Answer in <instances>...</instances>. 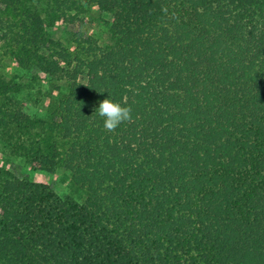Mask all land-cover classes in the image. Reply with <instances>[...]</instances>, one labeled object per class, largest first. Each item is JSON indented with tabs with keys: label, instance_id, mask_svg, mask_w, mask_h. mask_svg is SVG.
Listing matches in <instances>:
<instances>
[{
	"label": "trees",
	"instance_id": "obj_1",
	"mask_svg": "<svg viewBox=\"0 0 264 264\" xmlns=\"http://www.w3.org/2000/svg\"><path fill=\"white\" fill-rule=\"evenodd\" d=\"M3 58L49 89L0 73L1 147L80 195L0 164V264H264V0H0Z\"/></svg>",
	"mask_w": 264,
	"mask_h": 264
},
{
	"label": "rangeland",
	"instance_id": "obj_2",
	"mask_svg": "<svg viewBox=\"0 0 264 264\" xmlns=\"http://www.w3.org/2000/svg\"><path fill=\"white\" fill-rule=\"evenodd\" d=\"M109 19V14L105 12H99L95 9L89 11L83 17L82 27H79L77 22L73 25H66L57 23L51 28V36L55 39L62 37L66 30H76L81 28L86 34H91L96 37L98 43L104 44L106 42V30L107 26L105 21ZM0 73L5 77H11L14 81L21 84V89L18 92V99L24 104L23 108L29 114L41 116L44 112V103L46 96L45 92H48L49 85L43 80L30 79L28 77L17 76L16 68L5 58L0 61ZM61 86V85H60ZM54 94L56 92L54 91ZM0 164L7 167L12 173L18 177H22L24 174L37 181H44L48 183L52 189L59 195L68 194L76 198L79 197V191H73L66 188V176L60 170H55L51 173L46 172H30L27 167L24 166L19 158L11 156L7 150L0 145Z\"/></svg>",
	"mask_w": 264,
	"mask_h": 264
},
{
	"label": "clouds",
	"instance_id": "obj_3",
	"mask_svg": "<svg viewBox=\"0 0 264 264\" xmlns=\"http://www.w3.org/2000/svg\"><path fill=\"white\" fill-rule=\"evenodd\" d=\"M131 107L124 106L110 98L99 101L96 109L98 115L103 119V127L108 132H114L123 122H132Z\"/></svg>",
	"mask_w": 264,
	"mask_h": 264
}]
</instances>
